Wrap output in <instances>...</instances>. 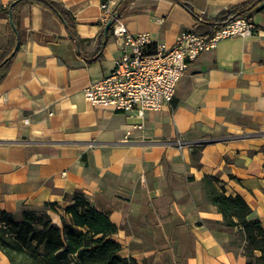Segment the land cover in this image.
<instances>
[{"label": "crops", "instance_id": "0c3cea01", "mask_svg": "<svg viewBox=\"0 0 264 264\" xmlns=\"http://www.w3.org/2000/svg\"><path fill=\"white\" fill-rule=\"evenodd\" d=\"M53 1L73 17L77 38L38 5L19 10L25 40L0 81V211L19 218L55 204L58 214H48L59 225L64 196L82 192L107 212L121 256L135 264H246L201 179L241 197L264 226V1L251 16L256 35L200 55L171 106L142 118L93 107L82 95L118 56L100 4L118 8L129 34L168 46L195 26L194 16L169 0ZM178 1L212 20L253 0ZM10 38L0 18V58ZM0 264H9L1 252Z\"/></svg>", "mask_w": 264, "mask_h": 264}, {"label": "trees", "instance_id": "16d2710c", "mask_svg": "<svg viewBox=\"0 0 264 264\" xmlns=\"http://www.w3.org/2000/svg\"><path fill=\"white\" fill-rule=\"evenodd\" d=\"M128 1L122 0L119 4L124 5ZM169 1L197 19L188 5L178 0ZM263 1H249L215 19L202 20L197 30L206 33L234 19L251 17ZM26 5H38L48 10L64 26L71 39L77 38L73 17L53 0H14L0 7V18L7 22L11 31L10 43L12 41L10 49L0 59V81L14 57L11 53L15 44L21 45L25 40L18 29V13ZM115 12L118 13V8ZM10 17L14 29L9 25ZM110 33L111 28L107 34ZM201 186L208 202L222 216V225L236 230L246 264H264V226L250 218V207L239 196H226L224 189L218 187L212 177L204 176ZM64 200L69 205L62 208L59 225L53 223L48 214H58L55 204H45L43 211L23 210L19 218L0 211V252L9 264H135L132 259L121 256V246L113 238L118 228L110 222L107 212L93 207L82 192L65 195Z\"/></svg>", "mask_w": 264, "mask_h": 264}, {"label": "built area", "instance_id": "2783aa9c", "mask_svg": "<svg viewBox=\"0 0 264 264\" xmlns=\"http://www.w3.org/2000/svg\"><path fill=\"white\" fill-rule=\"evenodd\" d=\"M99 22L104 28L112 19L111 36L118 44V56L106 77L88 84L82 91L93 107L142 118L147 112L157 113L170 107L177 85L190 64L217 43L232 37L249 38L258 33L251 17H241L212 31L201 33L195 26L181 30L172 45L153 43L148 34L131 35L120 22L114 4L103 1ZM128 134V133H127Z\"/></svg>", "mask_w": 264, "mask_h": 264}, {"label": "water", "instance_id": "95a60500", "mask_svg": "<svg viewBox=\"0 0 264 264\" xmlns=\"http://www.w3.org/2000/svg\"><path fill=\"white\" fill-rule=\"evenodd\" d=\"M14 4H15V3H13L12 6H13ZM114 16H115V14L113 15L112 19H110V20L106 23V25L104 26V30H103V32H104V36L107 35V33H108V31H109V29H110L112 23H113V18H114ZM9 25L11 26L12 29H14V27H13V23H12V20H11V17L9 18ZM18 46H19V44H18V42H17V43L15 44L14 48H13V51H12L11 55H13V54L16 52Z\"/></svg>", "mask_w": 264, "mask_h": 264}, {"label": "rangeland", "instance_id": "374dc122", "mask_svg": "<svg viewBox=\"0 0 264 264\" xmlns=\"http://www.w3.org/2000/svg\"><path fill=\"white\" fill-rule=\"evenodd\" d=\"M3 56V55H2ZM1 59V58H0ZM204 193V192H203ZM206 198V197H205ZM56 220V219H55ZM233 247H237V248H241L242 249V243L241 240L239 239V236L236 235L235 241H234V245ZM166 261V260H165Z\"/></svg>", "mask_w": 264, "mask_h": 264}]
</instances>
